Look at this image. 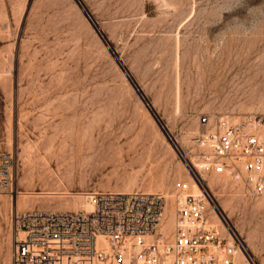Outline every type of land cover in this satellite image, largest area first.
I'll return each instance as SVG.
<instances>
[{"label": "rangeland", "instance_id": "obj_1", "mask_svg": "<svg viewBox=\"0 0 264 264\" xmlns=\"http://www.w3.org/2000/svg\"><path fill=\"white\" fill-rule=\"evenodd\" d=\"M249 113L264 114V0H0V152L12 155L0 264L16 212L79 209L96 191L197 192L199 117ZM203 185L241 264H264V195L216 175Z\"/></svg>", "mask_w": 264, "mask_h": 264}, {"label": "built area", "instance_id": "obj_2", "mask_svg": "<svg viewBox=\"0 0 264 264\" xmlns=\"http://www.w3.org/2000/svg\"><path fill=\"white\" fill-rule=\"evenodd\" d=\"M199 121L189 166L200 193L96 191L84 194L90 209L16 212L10 264H241L240 245L207 211L203 181L222 176L264 195V114ZM11 160L0 152V191Z\"/></svg>", "mask_w": 264, "mask_h": 264}, {"label": "bare ground", "instance_id": "obj_3", "mask_svg": "<svg viewBox=\"0 0 264 264\" xmlns=\"http://www.w3.org/2000/svg\"><path fill=\"white\" fill-rule=\"evenodd\" d=\"M193 182V181H192ZM194 188H196L197 192H193V193H200L202 190L200 189V187L195 183L194 184ZM195 190V189H194ZM207 205H211L210 201L207 202ZM80 207V206H79ZM81 208V207H80ZM82 208H86V209H90L91 208V205L87 204L86 203V206H82ZM242 255L244 257V259L246 260L245 256L243 253H240L239 256ZM241 258V257H239Z\"/></svg>", "mask_w": 264, "mask_h": 264}, {"label": "crops", "instance_id": "obj_4", "mask_svg": "<svg viewBox=\"0 0 264 264\" xmlns=\"http://www.w3.org/2000/svg\"><path fill=\"white\" fill-rule=\"evenodd\" d=\"M153 67H154V65H151L150 66V68H149V70H151L150 72H148L146 75H142V73H137V74H134V76L135 77H141V76H145V78L147 77V78H149V77H152V75L154 74V71L152 70L153 69ZM141 72H142V70H141ZM137 75V76H136Z\"/></svg>", "mask_w": 264, "mask_h": 264}]
</instances>
